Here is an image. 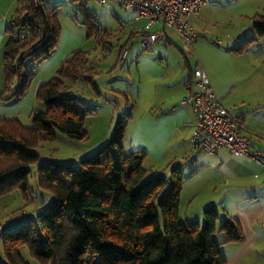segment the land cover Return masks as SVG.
Here are the masks:
<instances>
[{
	"label": "trees",
	"instance_id": "obj_1",
	"mask_svg": "<svg viewBox=\"0 0 264 264\" xmlns=\"http://www.w3.org/2000/svg\"><path fill=\"white\" fill-rule=\"evenodd\" d=\"M54 1L34 6L32 0H16L0 48V102L20 100L39 64L56 50L60 30ZM72 2L84 11L81 0ZM33 22L40 31L29 40L11 35L14 27ZM252 27L264 36V10L253 15ZM92 35L104 45L112 33L90 21L87 37ZM28 60L35 63L31 69H26ZM95 74L88 51L76 48L38 86L36 100L44 107L31 110L29 126L0 117V196L18 189L25 194L34 165L37 187L53 198L34 216L11 223L15 228L3 227L0 261L28 264L18 251L25 245L41 264H225L214 234L222 232L223 242L241 241L239 223L221 220L213 206L203 210L202 221L181 220L182 172L176 166L168 174L151 171L143 165L146 152L126 153L125 120H118L109 140L79 158L77 166L74 161L37 163L36 147L53 140L56 131L78 141L88 136L84 123L94 109L69 92L66 80L83 78L93 86Z\"/></svg>",
	"mask_w": 264,
	"mask_h": 264
},
{
	"label": "crops",
	"instance_id": "obj_2",
	"mask_svg": "<svg viewBox=\"0 0 264 264\" xmlns=\"http://www.w3.org/2000/svg\"><path fill=\"white\" fill-rule=\"evenodd\" d=\"M218 4L217 0H204L201 10L189 17V22L197 34V38L191 44L182 41L178 43V36L160 22L152 27V30L163 29L165 40L157 41L150 46L151 54L155 55L153 61L155 67L150 69H156L153 74L149 72V87L144 89L142 86L140 88L142 92L139 90L141 95H138V98L145 99L142 106L139 105L141 109L137 108L134 112L131 110L125 120L123 145L126 153L146 152L143 165L151 171L168 174L174 166L180 169L184 177L180 213L183 210L185 219L202 221L203 210L213 206L219 212L221 220L231 218L239 223L243 236L241 241L223 242L222 232L215 233L217 238L214 234L215 240L220 243L219 252L224 257L225 264H264V167L244 157L231 155L224 149L211 155L194 148L189 140L194 115L190 105L180 102L183 96L196 89L193 70L197 65L206 71L215 92L222 98L228 85L239 77L233 63H228L227 66L218 58L229 56L228 49L237 39L234 37L227 41L226 35L222 34L217 26V28L214 25L209 26L220 20L221 15L214 12ZM114 11L123 32L125 25L131 26L126 32V42L122 43L127 49L130 38L141 36L144 20H136V13L133 10L116 6ZM10 18L11 16L6 18L8 20L0 28V48L6 38V26ZM77 43L72 39H63L54 53L39 64L25 95L17 102H0V117L17 118L21 124L29 126L31 110L40 109V103L36 100L38 86L54 75L59 63L76 49ZM178 44L183 48V50L180 48L179 52L182 55L181 59L175 49H170L173 45L179 47ZM120 46V43L117 46H109L107 55L112 48ZM188 57H192L194 62H190L191 59ZM102 59L97 57L100 65H96L95 70L99 72L111 70L114 63L105 64ZM96 77L95 79L98 78ZM66 83L68 84L67 80ZM127 89V86H121L111 90L125 96L124 90ZM145 91L148 92L143 93ZM99 104L100 100L97 99V105ZM114 125L112 120L100 121L97 125L100 126L98 128L100 130H97V137L92 143L82 152L56 161H74L89 154L111 136ZM244 133L252 138L253 149L264 152V141L260 136L246 128ZM255 173L259 176L255 177ZM3 209H5L3 205H0L1 215L5 213Z\"/></svg>",
	"mask_w": 264,
	"mask_h": 264
},
{
	"label": "rangeland",
	"instance_id": "obj_3",
	"mask_svg": "<svg viewBox=\"0 0 264 264\" xmlns=\"http://www.w3.org/2000/svg\"><path fill=\"white\" fill-rule=\"evenodd\" d=\"M217 2L219 4L214 12L217 15H221V17L217 23L209 26L218 27L219 31L226 35L225 40L227 41L230 38L237 37L236 41L231 45L234 49H228L230 52L229 56H218V58L224 65L229 66L228 63H233L239 75L236 80L228 85L223 95L224 98L221 97V99L224 105L226 104V107L241 116L246 130L260 136L262 141H264V36H257L252 27L253 15L264 10V0H217ZM54 3L58 4L56 12L60 30L59 43L63 39H72L74 42H78L76 48L88 51L89 65L94 70L95 66L99 64L97 57H102L105 64L114 63L115 65L113 64V68L107 72L95 70V76L98 78L96 77L97 79H95L94 77V88L83 78L75 82L67 80L69 92L78 97L86 107L94 109V113L88 115L84 123L88 136L86 139L78 141L56 131V136L53 140L44 141L36 147L39 155L37 163L72 157L74 154L82 152L97 137V130H100L98 129L100 126L97 127V125L100 121L112 120L116 124L118 120H126L128 118L127 113L131 112V110L134 112L137 108L141 109L140 107L145 99L138 98V95H141L142 92L140 88L142 86L144 89L149 87V72L153 74L156 69H150L155 67L153 64L155 55L151 54L153 45L148 49H143L139 45L140 37L138 36L128 40V54L122 66L118 64L119 48H112L107 55L109 46L114 44L117 46L118 43L122 45L123 42H126V32L131 27L125 25V32L122 31L115 18L114 9L116 6L113 3L99 4L96 1H92L87 6H84V11H81L77 2L70 0H55ZM15 6L16 0H0V28L8 20L6 18L14 14ZM90 21H94L100 28H106L111 31L112 36L104 45L99 43L100 41L94 35L87 37V23L89 24ZM178 39L179 41L177 40V42L181 43L180 41L182 40L179 37ZM178 45L179 47L173 45L170 49H175L181 59L182 55L179 52H181L180 48H182V45ZM221 46L226 47L227 45ZM188 59H191L190 62H194L192 57H188ZM25 64L26 69H31L35 66V63L29 60ZM139 77H141V82H139ZM121 86L128 87L127 91L124 90L125 96L111 90L114 87ZM139 90H141L140 94ZM97 99L100 100L99 105H97ZM135 101L137 104H135ZM43 107L40 103L39 108L42 110ZM114 128L115 125L113 130ZM109 138L110 136L104 143ZM97 148L92 149L89 154L93 153ZM74 164L77 166L78 160H74ZM34 168V165L31 166V172L28 177L29 187L25 194L18 189L0 196V205L5 208L3 209L5 213L2 212L3 215L0 213V223L22 210L34 216L37 209H45L53 202V198L50 195L37 187ZM180 215L181 220H184L183 210ZM15 227L16 225H10V228ZM215 237L217 238L218 236L215 234ZM18 251L22 259L28 264H41L29 254L25 245L20 246ZM0 262L1 264H6L3 260Z\"/></svg>",
	"mask_w": 264,
	"mask_h": 264
},
{
	"label": "built area",
	"instance_id": "obj_4",
	"mask_svg": "<svg viewBox=\"0 0 264 264\" xmlns=\"http://www.w3.org/2000/svg\"><path fill=\"white\" fill-rule=\"evenodd\" d=\"M43 1L54 0H32V4L39 6ZM81 1L83 6H87L92 1L99 4L110 2L121 9L133 10L136 13V20H144L139 40L142 48H149L155 42L165 40L163 29L152 30L157 22L168 26L184 43L191 44L197 38V34L189 22V17L197 14L204 4V0ZM18 6L22 7L21 4ZM39 31L40 27L33 22L31 25L14 27L11 35L24 42L29 40L34 32ZM126 55L127 49L124 48L119 53L118 64L124 63ZM193 76L196 79V89L180 100L181 103L190 105L194 115L193 129L189 137L193 147L211 155L224 149L231 155L244 157L264 167V152L251 147L252 138L244 133L245 125L240 116L224 105L206 71L197 65L193 70ZM254 176L258 177L259 174L255 173ZM29 216L30 213L22 210L0 223V248L3 227L11 223H19Z\"/></svg>",
	"mask_w": 264,
	"mask_h": 264
}]
</instances>
